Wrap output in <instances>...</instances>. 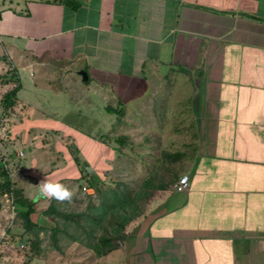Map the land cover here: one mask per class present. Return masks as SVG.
Masks as SVG:
<instances>
[{
	"label": "crops",
	"instance_id": "crops-1",
	"mask_svg": "<svg viewBox=\"0 0 264 264\" xmlns=\"http://www.w3.org/2000/svg\"><path fill=\"white\" fill-rule=\"evenodd\" d=\"M0 50L19 81L20 68L37 70L36 91L54 98L76 87L70 103L90 106L91 91L105 111L121 108L106 126L146 119L156 96L176 126L193 129L188 189L152 196L107 254L116 264H264V0H1ZM21 88L8 168L45 207V177L77 185L69 143L83 163L89 149L101 160L102 143L49 128Z\"/></svg>",
	"mask_w": 264,
	"mask_h": 264
},
{
	"label": "rangeland",
	"instance_id": "rangeland-1",
	"mask_svg": "<svg viewBox=\"0 0 264 264\" xmlns=\"http://www.w3.org/2000/svg\"><path fill=\"white\" fill-rule=\"evenodd\" d=\"M3 55H5L4 51L0 50V57ZM5 65V61L0 58V100L10 86L6 84L7 82L3 78L6 72ZM18 72L22 84L19 98L29 102L41 103L39 108L42 111L32 110V116L46 120L45 124L49 128L74 137L78 143L82 140L87 141L86 137L88 138V135H94L95 139L101 141V160L95 158V154L91 149L88 150L90 157H87V159H90H86L88 164L86 169L97 178L96 185L101 190L112 188L117 182L135 186L152 170L161 175L176 173L180 177L185 174L189 166L188 152L192 146L193 129L176 126L177 122L172 120L174 114L169 110V107L165 105L159 108V97H153V108L145 116L147 120L142 118V113H137V120L131 117L130 122H128L130 125H126V122L123 124L114 123L112 120L111 123L114 124L110 127L106 125L113 119L114 115L105 111L99 97L92 96L91 91L89 94L91 98H88L91 101L90 106H87L84 102L76 105L70 103L72 91L77 90L76 87L67 88V91H62L61 95L52 98L53 96L49 97L46 92H39L40 90L36 91L33 88V81H35L38 74L37 70H35L34 76L31 75L33 73L31 69L20 68ZM57 84H59L58 80L53 81V85ZM162 105L163 103H160V106ZM125 117L124 119H126ZM93 119L98 121V127H94ZM16 122L13 115L6 117L3 115L0 104V161L3 165L7 163L5 164L7 168L10 163L8 160L10 153L9 139L13 140L12 137L15 133L12 125ZM100 134L104 135L103 139L99 137ZM116 136H126V143L123 145L116 144L112 140ZM33 143L38 144V140L36 139ZM33 143L30 146H33ZM54 146L56 147V145ZM75 146L77 145L75 144ZM177 153H179L180 158L168 166L166 163L170 160L171 155ZM80 155L83 157L81 152L78 156L80 157ZM30 157L29 152L25 151V156L21 160ZM13 165L15 166L16 163L14 162ZM57 176L58 172L54 171L52 178ZM77 181L87 186L82 179ZM63 183L64 181H62ZM75 187H67L74 193L71 203L59 204L54 200L63 211L67 213L82 212L90 204L98 203L96 192L92 195L84 191L82 186L78 187L76 185ZM0 203V264H116L113 256L96 257L94 251L81 240L80 231L75 229L70 222L67 229L70 233H73L75 240L66 234L60 233L57 235L58 248L54 247L50 243L49 231L50 227L55 225L56 220L42 215L41 211L46 206H36V213L32 216L34 221L44 226V229L39 233L42 253L39 256L29 258L28 244L25 242L28 235L24 234L21 219L16 214L15 219L7 228L5 218L7 203L4 200V195H0ZM117 245L120 247V243H117Z\"/></svg>",
	"mask_w": 264,
	"mask_h": 264
},
{
	"label": "trees",
	"instance_id": "trees-1",
	"mask_svg": "<svg viewBox=\"0 0 264 264\" xmlns=\"http://www.w3.org/2000/svg\"><path fill=\"white\" fill-rule=\"evenodd\" d=\"M67 5H70L73 9L77 7V3L75 2H67ZM0 58L10 66V62L5 55ZM3 76L4 80L7 82L6 84L10 85L0 100L3 115L6 117L10 116L14 108L19 104L17 92L20 89V81L13 67L7 68ZM105 108L107 112L114 113L117 119L124 114L121 108L115 109L110 106H106ZM99 137L103 139L104 135L100 134ZM112 140L118 145H123L126 143L127 137L116 136ZM68 147L74 162L79 167L80 177L76 179L77 186H83V184L77 181L78 179H82L88 187L94 189L93 193H97L98 203L90 204L82 212L67 213L63 211L54 200H49L41 213L45 217H52L56 220L55 225L50 227V243L58 248L57 235L60 233L66 234L68 237L75 240L73 233H70L67 229L68 223L70 222L75 229L80 231L79 233L82 235L81 240L84 244L94 251L96 257L102 258L111 251L119 248L117 243H121L124 240L127 225L144 213L146 204L152 196L157 191L164 190L169 185L174 184L179 176L176 173L161 175L152 170L135 186L117 182L114 187L101 190L96 185L97 178L87 171V162L83 163L79 160L78 148L75 144L69 143ZM12 157V153L10 152L8 160L10 161ZM179 158V153L171 155L170 160L167 161L166 164L170 166ZM5 164L7 163L3 165L0 161V178L2 179L0 181V195L6 193L13 197L15 210L21 219V226L23 227L24 234L28 235L25 242L28 244L29 258L39 256L42 253L39 233L44 229V226L33 220L32 216L36 213L35 202L25 197L22 189L18 187L12 179L10 170L5 167Z\"/></svg>",
	"mask_w": 264,
	"mask_h": 264
},
{
	"label": "clouds",
	"instance_id": "clouds-1",
	"mask_svg": "<svg viewBox=\"0 0 264 264\" xmlns=\"http://www.w3.org/2000/svg\"><path fill=\"white\" fill-rule=\"evenodd\" d=\"M38 195L48 200H55L59 204L71 203L74 193L59 182H52L46 177L38 185Z\"/></svg>",
	"mask_w": 264,
	"mask_h": 264
},
{
	"label": "built area",
	"instance_id": "built-area-1",
	"mask_svg": "<svg viewBox=\"0 0 264 264\" xmlns=\"http://www.w3.org/2000/svg\"><path fill=\"white\" fill-rule=\"evenodd\" d=\"M19 156L22 155V152L19 151ZM189 184V178L187 174L181 175L178 180L173 184L172 188L174 191H186L188 189ZM82 189L90 194H93V191L90 187L83 185ZM4 200L7 203V215H6V222H7V228H9L10 224L13 222L16 216V210H15V202L13 197L10 195L4 193ZM5 211V210H4ZM3 233V232H2ZM23 247V246H22Z\"/></svg>",
	"mask_w": 264,
	"mask_h": 264
},
{
	"label": "water",
	"instance_id": "water-1",
	"mask_svg": "<svg viewBox=\"0 0 264 264\" xmlns=\"http://www.w3.org/2000/svg\"><path fill=\"white\" fill-rule=\"evenodd\" d=\"M80 74L82 75V78L85 80V79H86V74H85V72L80 71Z\"/></svg>",
	"mask_w": 264,
	"mask_h": 264
}]
</instances>
